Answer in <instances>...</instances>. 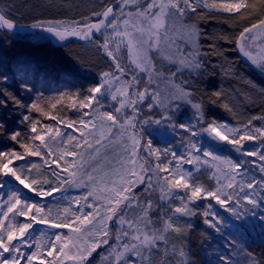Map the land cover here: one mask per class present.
<instances>
[{
  "label": "snow or ice",
  "instance_id": "snow-or-ice-1",
  "mask_svg": "<svg viewBox=\"0 0 264 264\" xmlns=\"http://www.w3.org/2000/svg\"><path fill=\"white\" fill-rule=\"evenodd\" d=\"M96 7L80 20L36 19L27 27L57 41L75 37L94 45L111 61L98 82L46 96L41 89L47 90L48 76L41 82L38 66L0 61V111L16 113L13 126L0 121V139L11 142L0 148V264H93L104 246L99 264H196L191 236L197 217L207 226L202 244L216 239L213 232L224 240L223 250L201 264H264L246 243L249 229L258 227L264 237V111L229 125L208 118L192 88L174 84L164 94L148 87L163 76L158 62L176 65L170 77L185 70L199 77L208 69L192 15L237 26L234 38L221 39L264 76V0H100ZM15 29L0 11V33L16 35ZM216 67L234 72L230 64ZM259 93L264 98V87ZM208 99L235 115L222 91ZM185 105L192 110L186 122L177 119ZM66 109L78 118L62 115ZM161 130L172 137L163 148L151 138ZM225 147L239 159L224 155ZM69 188L83 194L42 202ZM112 223L119 227L113 230ZM36 226L43 227L37 232Z\"/></svg>",
  "mask_w": 264,
  "mask_h": 264
},
{
  "label": "rangeland",
  "instance_id": "rangeland-1",
  "mask_svg": "<svg viewBox=\"0 0 264 264\" xmlns=\"http://www.w3.org/2000/svg\"><path fill=\"white\" fill-rule=\"evenodd\" d=\"M114 1L115 0H104L105 3H112ZM99 3L100 0H0V10L10 15L16 23L23 21L24 16L31 12L35 13V17L39 16L38 18L41 17L42 19L71 21L80 20L83 15L90 14V12L94 9L100 10L96 7ZM191 22L196 23L198 27L200 25L197 15L191 16ZM24 24L30 25L31 23ZM32 40L34 39L31 37L17 38L15 36H12V34L10 36H5L3 33H0V61H5L4 51L7 49L16 52L14 63L17 60L28 61L31 57L22 49L25 47H29ZM178 42L182 48L185 47L184 40H179ZM65 43H67V41L61 42L55 40L56 45L61 44L63 46ZM63 50L65 55H67V57H69L70 59V67L72 69L71 71L73 72V74L83 75V66H91L95 70L98 69L96 72V78L98 82L99 73L102 71L109 70L111 66V61H109L106 56L105 59H107V62H103L102 64V59L100 58V56L102 57L104 55L98 52L94 45L87 43H68V45L64 47ZM201 53H204V51H201ZM201 59L208 61L209 63L208 69L204 72L203 75L199 77L195 74L189 75V71L187 70L183 71L182 74H177L175 77H170L168 73L170 70L174 71L176 65H171L167 62H158L157 68L162 70L163 76L158 75L154 77V82L151 85H148V87L150 88V90L158 89L164 94H167L169 90L173 88L174 84L183 85L186 88H192L196 92V99L199 100L203 98L206 116H208V118L210 119L215 118L217 121L224 122L229 125L239 124L242 121H246L253 115H260L262 111H264V103H262L264 98H262L259 93V89L264 87V76L254 70L245 60V58L240 55V59L244 62V66H237L235 64L230 63L231 67L234 68V72L230 74H225L222 71L221 67L212 68L213 64L222 66V63L220 61L216 62L214 56L207 55L204 57L201 55ZM108 61L110 62V64ZM228 66L229 64H226L223 67ZM71 71L67 74L72 75ZM185 80H188V84L186 85L184 84ZM246 81L250 83H246ZM253 84L256 86L255 88L252 87ZM143 87L144 84L142 83L141 88ZM214 91H222L224 93V99L228 103H230L235 109V115L225 110L219 104H213L209 102L208 97ZM69 113L70 114L66 117H70L73 119L78 118V113L75 110H70ZM191 118L192 110L186 105L182 106L179 113L177 114V119L186 122L187 119ZM253 123L259 126L262 122L253 121ZM50 124L55 127H60V125H56L55 121L51 122ZM65 131L71 132L70 129H65ZM73 134L76 135L75 133ZM151 138L156 141L155 146L161 148L166 145L169 139H172L171 135L165 133L163 130H161L160 132H152ZM173 144L178 145V141L173 140ZM248 147H252L251 142H248ZM177 151H182V149L177 147ZM223 154L231 155L233 156V158L239 159L238 155L230 152L227 147H225ZM107 156L114 162L116 153L110 149L107 152ZM31 159L40 162L38 161V158ZM247 159L254 160V158L251 157ZM256 163L260 162L256 161ZM185 167L188 166L185 165ZM248 170L257 178L260 177L259 170L254 166L249 165ZM203 179L207 180V176H204ZM4 191L6 192L7 188H5ZM135 191H137L138 193L142 192L143 187L137 186L135 188ZM24 192H26V190H24ZM82 194L83 192L80 190H77L75 188H69L66 193H55L53 197L47 198L42 202L45 204L49 202L55 204L56 201H62L65 195L71 198ZM158 195L159 194H157V198ZM25 198L39 200V198L33 197L32 194H27ZM215 208L221 213L223 217L227 218L228 214L223 213L222 209H220L218 205H216ZM202 220L203 217H197L193 220V223L197 227L198 234H196V232H193L194 234L192 235L194 239V244L193 246H191V248H197L198 253L199 251H201L202 255H206L207 258L211 256L214 259L216 252L223 250L224 240L219 238V234L213 232L212 235L213 237H216V239L212 240L211 238H209V243H211V249H209V243L202 244V240L204 239V237H202L200 233L202 231H205L207 227L206 225H203ZM41 227L43 226H36V231L39 232L41 230ZM117 227H119L117 224L112 223L113 230H115ZM59 231H61L62 233H67L68 230L61 229ZM249 231L251 232V236L250 238H246L247 245L248 243H250V240H254L255 238L261 236L260 229L258 227L254 231L251 229H249ZM106 250L107 246H104L103 248L98 249L97 253L93 254V256L95 257L93 264H99L100 256L98 255V253ZM238 259L243 260V257H238ZM65 264H73V262L66 261Z\"/></svg>",
  "mask_w": 264,
  "mask_h": 264
},
{
  "label": "trees",
  "instance_id": "trees-1",
  "mask_svg": "<svg viewBox=\"0 0 264 264\" xmlns=\"http://www.w3.org/2000/svg\"><path fill=\"white\" fill-rule=\"evenodd\" d=\"M38 17H35V13L33 12L28 13L27 15L24 16L23 21L18 22V24L32 23ZM38 19H42V18L40 17ZM198 20L200 24L199 29L202 33L199 41L201 46V51L202 52L204 51V53H207V55L209 56H214L216 62L220 61L222 63V66H225L226 64H230V63L235 64L237 66L240 65L244 66L243 65L244 62L241 61L238 51L235 50L234 43H227L225 42L224 39H221L222 36L234 38L238 34L240 29L231 22H224L221 19H207L204 18L203 16H198ZM34 34H40L47 38L36 40L34 38ZM10 35L11 34H8L7 36ZM12 36H15L17 38L31 37L34 39L30 43L29 47H25L22 50L25 51L28 55H30L31 58L28 61L32 62L33 66H38L40 68L41 73L38 79L41 80V82H43V76L45 74H47L48 76L47 90L41 89L44 92V95L56 96L61 92H75L78 90H82L80 88L81 85L87 87L90 84L97 82L96 72L98 69L95 70L91 66H83V72H84L83 75H78V74L76 75L73 74V72L71 71L72 69L70 67V59L69 57H67V55H65L63 48L66 47L68 43L77 44L74 41L68 39L66 40L67 43H65L63 46L61 44L56 45L55 41H52L49 36H47L45 33L42 32H35L33 34H24V35L16 34ZM209 45H214V47H209ZM217 53H219V55ZM4 55H5L4 63L8 64L9 66L15 64L14 63V59L16 55L15 51L7 49L4 51ZM202 56L205 57L203 53ZM102 57L104 59L106 58L105 56ZM102 57L100 56V58L102 59V64L103 62L106 63L107 59L104 60ZM70 71L72 75L67 74ZM32 98L35 99V94L32 95ZM24 99L27 100L28 97H24ZM262 103H264V100ZM69 111L70 110L66 109L62 115L64 116L69 115L70 114ZM32 115L38 119H42L43 123L45 124H50L51 122H54L39 117L37 113H33ZM15 116L16 113L11 109V107L9 108L8 111H0V121L7 122L9 126H13L15 121ZM17 126H19L18 123ZM24 130L26 131V129ZM6 146L10 147L11 142L0 139V148ZM194 232L198 234L197 227ZM193 244H194V239L192 235L191 246H193ZM248 248L251 250L252 253L255 254V256L258 259H264V241L262 236H259L254 240H250V243H248ZM191 251L193 253L192 258L196 261V264H201V261H206L208 259L206 255H202L201 251H199L198 253L197 248L192 249Z\"/></svg>",
  "mask_w": 264,
  "mask_h": 264
},
{
  "label": "water",
  "instance_id": "water-1",
  "mask_svg": "<svg viewBox=\"0 0 264 264\" xmlns=\"http://www.w3.org/2000/svg\"><path fill=\"white\" fill-rule=\"evenodd\" d=\"M115 3V2H113ZM16 24V29H15V33L16 34H21V35H24V34H33L35 32H39V30H33L31 29L30 27H27L28 25H25V24H18V23H15ZM46 34V33H45ZM47 36H49L51 38L52 41H55L56 39L54 37H51L49 34H46ZM68 39L76 42V43H86L84 41H81V40H78L77 38L75 37H69ZM67 39V40H68Z\"/></svg>",
  "mask_w": 264,
  "mask_h": 264
}]
</instances>
